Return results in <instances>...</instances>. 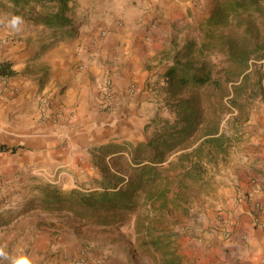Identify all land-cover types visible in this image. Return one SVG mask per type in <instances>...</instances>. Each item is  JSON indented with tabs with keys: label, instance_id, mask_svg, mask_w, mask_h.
Returning a JSON list of instances; mask_svg holds the SVG:
<instances>
[{
	"label": "crops",
	"instance_id": "obj_1",
	"mask_svg": "<svg viewBox=\"0 0 264 264\" xmlns=\"http://www.w3.org/2000/svg\"><path fill=\"white\" fill-rule=\"evenodd\" d=\"M213 3L74 0L69 17L80 26L77 36L57 42L20 5L0 0V62L11 64L13 72L0 76V180L65 190L96 187L101 173L92 150L146 140V126L162 100L161 77ZM14 16L22 19L16 27ZM102 30L107 37H100ZM242 134L229 173L215 178L211 208L200 225L176 227L175 264H264V103L252 111ZM127 228H101L119 239L87 241L86 264H169L137 251L134 229ZM75 238L57 242L51 264H72L63 254L80 251Z\"/></svg>",
	"mask_w": 264,
	"mask_h": 264
},
{
	"label": "trees",
	"instance_id": "obj_2",
	"mask_svg": "<svg viewBox=\"0 0 264 264\" xmlns=\"http://www.w3.org/2000/svg\"><path fill=\"white\" fill-rule=\"evenodd\" d=\"M73 1L13 0L57 42L77 36L80 26L69 17ZM171 62L146 140L92 150L101 173L96 187L42 183L33 190L40 208L67 212L86 226L133 227L137 251L175 264L173 212L188 213L192 198L211 190L210 167L237 142L256 102H264V0H214ZM12 74L11 64L0 62V76Z\"/></svg>",
	"mask_w": 264,
	"mask_h": 264
},
{
	"label": "rangeland",
	"instance_id": "obj_3",
	"mask_svg": "<svg viewBox=\"0 0 264 264\" xmlns=\"http://www.w3.org/2000/svg\"><path fill=\"white\" fill-rule=\"evenodd\" d=\"M261 103L264 102L257 101L254 107ZM224 126H227L226 123ZM242 133L243 130L229 152L220 155L214 166L210 167L209 174L214 180L211 190L207 194L192 198L187 204L188 213L173 212L171 216L173 224L179 223V226L189 225L195 228L200 225V216L206 212L205 209L211 208L213 194L217 188L215 178L220 174L229 173L230 163L240 151L238 145L242 141ZM33 187L31 183L27 186H16L0 180V249L5 253V256H0V264H12V260L20 256L29 257L34 264H51V260L59 254L58 248H54L57 242L69 240L71 236H76L75 240L81 241L82 247L80 251L74 250L72 256L63 254V257L76 264V259L80 255H85L87 258L89 252L86 249L87 241L119 239L118 236L106 235V229L84 225L67 212L43 210L40 208V201ZM127 229L126 227L123 231L128 232ZM113 233L116 235L117 232Z\"/></svg>",
	"mask_w": 264,
	"mask_h": 264
},
{
	"label": "clouds",
	"instance_id": "obj_4",
	"mask_svg": "<svg viewBox=\"0 0 264 264\" xmlns=\"http://www.w3.org/2000/svg\"><path fill=\"white\" fill-rule=\"evenodd\" d=\"M20 23H22V19L19 16H14L11 20L13 27H16ZM0 256H5V253L2 249H0ZM12 264H34V261L27 256H20L19 258L13 259Z\"/></svg>",
	"mask_w": 264,
	"mask_h": 264
},
{
	"label": "built area",
	"instance_id": "obj_5",
	"mask_svg": "<svg viewBox=\"0 0 264 264\" xmlns=\"http://www.w3.org/2000/svg\"><path fill=\"white\" fill-rule=\"evenodd\" d=\"M107 35H108V33L106 30H102L100 32V37H107ZM98 44H99V40L94 41V47H96ZM89 52L94 53L95 51L93 50V51H89ZM108 84H110V83H108ZM109 99L111 100V94L109 95ZM42 102H43V104H47V99H43ZM111 106H112V102L106 104V108H108V109L111 108ZM86 263H87V258L85 255H80L76 259V264H86Z\"/></svg>",
	"mask_w": 264,
	"mask_h": 264
}]
</instances>
